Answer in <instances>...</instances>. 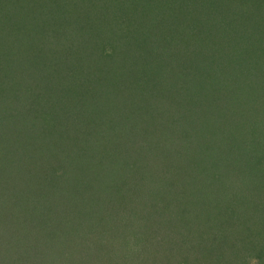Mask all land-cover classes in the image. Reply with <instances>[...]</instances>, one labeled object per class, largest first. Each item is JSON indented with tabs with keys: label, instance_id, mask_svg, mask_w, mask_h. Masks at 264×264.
<instances>
[{
	"label": "trees",
	"instance_id": "1",
	"mask_svg": "<svg viewBox=\"0 0 264 264\" xmlns=\"http://www.w3.org/2000/svg\"><path fill=\"white\" fill-rule=\"evenodd\" d=\"M242 1H244L246 5H250L253 1L256 7L261 2L259 0ZM102 2L103 4L93 11L100 17L110 13L109 16L113 21L111 23H113L114 26L112 27L111 23H108L103 27V20H97L101 21L98 22L100 27L94 28L93 31H90L89 29L83 30L84 26L81 25L77 28L78 40H76L77 38L75 37H70L71 40L64 37L65 40L70 42L69 44L67 41L61 40L63 37H60V34L54 33V38L51 31L48 32L43 30L44 26L49 25L45 10L42 11L43 7H41V10L38 13H33V16H30V18L19 15L13 16L12 21L8 20V27H13L15 30L11 31V34H9V36L6 35L5 38V31L3 32L2 30L4 27H2L0 28V37L5 39L3 42L8 46L12 45L17 34H19V38L24 44L33 41L34 39L37 41V38H43L45 40L42 39L44 41L43 43H46L43 46L37 45V48L40 51V56L36 55V57H40L38 62L29 60L30 52L32 53V50L27 51L26 58L23 57V60L20 59L24 63L23 65L31 68L28 72L29 76L31 74L34 78H41V75H44L43 77H48L47 73L49 72L44 69L46 66L42 69L38 66L42 58L46 61L51 56L54 57V55L59 53V51L55 49L56 46L59 48H64L65 46V48L78 50V53H75L77 59L76 61H73L72 64L65 60L64 57L61 58V54L57 56L56 60H54V62L56 61L57 63L56 67L60 70L62 68L60 63H66L68 66L73 65L75 69L78 70V73L81 74V72L83 73L85 62L90 66L93 65L94 68H96V63H93L95 58L91 52L89 53L83 45L82 49L80 45H76L79 40H82L81 42L87 45L86 43L94 41L101 32L102 36L108 35L110 41L118 39L121 47L124 45L128 48L134 47L139 50H144L146 47L152 46L148 44V41L146 40L147 30H151V32L156 31L152 34L153 37L155 34L162 35L159 30L156 28H149L146 24L153 22V24H155L157 22V14H164L163 11L165 9L170 10L171 7L169 6V1L160 4L159 0H102ZM127 2H130L131 7L127 6ZM180 4L183 9H177L174 7L173 10L177 9V12L183 13L187 18V21L189 20L194 23L197 22L195 26L193 23L190 24L191 26H185L182 29L184 34H186L188 38L189 31L193 29V26L196 27L197 25L200 31L198 33L194 32L195 34L190 35L192 38H189L188 40H190V42L197 41V45L199 44L200 48L203 47L207 53H204V56H199V60L196 62V59L194 58V47H190L188 42L181 44L183 47L178 46L182 49L179 54L182 60L186 61V58L188 59V56L190 55L189 59L191 62L190 60L189 62L192 63L193 67L191 77H183L184 79H182V81L180 80V84H177L178 88H176L175 91L169 89L171 86L168 88V84L170 82L173 83L174 81L167 77L166 69L168 65L171 67L169 59L172 56L166 52L158 54L159 59L157 58V60H154L152 64H148L144 61L142 63L143 65L141 64L143 66L142 69L140 62H138L140 60L138 59V65L136 64L137 66L135 65L134 69H132L133 71L135 70V67L137 68L135 70V75L125 74V77L131 80L128 86L123 82L119 75L120 71H116L115 67L111 70L107 69L106 73L110 72L109 76L114 79L118 77V81L120 80L119 78H121L119 82L120 85L124 84L123 87L126 89L138 90L141 99L138 102L139 106L134 102H131L129 107L126 103L129 108H126L125 111L117 113L118 110L115 108L109 110L105 108L104 111H100V114L96 112L97 114H93L86 118V122L81 120V125L84 122L86 125H89L90 127H87L91 129L89 137L86 136V143L81 140L84 132L81 134L82 132L78 130L59 129V125L56 126V124H62L63 122L75 125V116L72 112L65 111L63 113V111L57 109L59 112L58 115L54 117V120H49L48 117L45 118L43 116L44 112H42V109L38 108L40 111H37L32 110L31 107L29 112L34 113L35 115L34 117L27 119L29 118L30 113L24 115L15 110L17 107L10 106L0 117V119L2 118L4 121L2 124L7 128L9 127L10 130L7 134L8 129L5 130L0 128V136L2 133L5 134L0 137V145H12H6V148H1L3 149L2 156L9 154L11 151L10 155L15 152V154L12 155L13 158L19 159V155L28 151V157H30V153L34 151L33 146L30 144V139L50 142L49 147H46V149L51 148L50 158L43 159L41 156H38L41 159V162L38 164L43 163V168L39 173L34 172V174L38 179L37 183L41 182V180H44V182L46 180L48 181L49 174L56 175L60 181L57 184L48 182V185L43 186L37 185L36 183H30L22 187L21 185H18V190H22L21 192L28 197L32 192L38 190L39 193L34 195L35 198L30 196L32 197L30 200L37 206L38 211H36V214L33 216L28 212L27 216L30 218V223H32V221H38L42 226L53 231L51 233L52 239L46 241V243L53 242L63 223V226L67 228H70L69 224L75 225V230H72V233L69 234L66 233L67 231L64 232L67 236L71 235L70 246L64 247L63 249L60 248V250H57L56 252H53L56 250L53 245H49L48 249H44L46 252L45 254H57V259H60V264H109L110 262L107 258L100 256L97 257V254H101L97 251L99 250L101 241L105 242L104 244L106 248H109L110 244L114 247L121 246L123 254H113V257H117L116 259H112V263L114 264H131L133 258L130 259L128 254H153V252H156L150 249L152 243H149V240L146 244H141L142 249L137 246V239L131 237L129 235L130 232L128 231L130 227L132 229L131 234H134L136 231L135 225L126 222L125 217L122 219V215H116L114 211H111V209L106 206L107 197L110 195L113 196L112 200H116L117 202H120V204H126L130 201V205L133 208H136V212L138 213V218L136 219H139L138 224L140 226H138V233H140V235H137L138 238L148 237V233L155 228L154 226L159 227L168 225L170 222L174 223L175 218H179L180 223L182 224H194L195 221L201 223V221H203L201 214L202 208L200 209L198 204L200 199L202 202L205 201V203H212L214 207L216 205H221L219 207V211L222 212V214H220L222 216L221 220L226 219L228 225L233 226L235 223H240V221L244 225L248 219L247 216H243V214L249 211L248 207L251 205L250 201H253V192L249 189L241 191V186H238L237 184L234 186L233 183H229L227 177H224L219 172L212 176L213 181L210 186L207 185V182L205 186H202L203 182L201 179L204 178L200 176L197 177V174L195 173H198L199 171L202 173L203 169L200 166L201 161L203 160L205 164V161L214 159V155H219L217 159L215 158L217 160V165H219V163H225L224 158H227L230 166L233 165V157L237 158L238 156H241L238 152L239 150L237 153H234L233 156L229 155L227 152L226 154H223L224 151L218 146L219 143L214 145V138L220 140L230 138L229 134L227 135L226 132L224 133L226 128L222 129L219 126L223 122V125H225V123H228L229 125L232 123L237 126L239 124H247L256 135V138L254 139L257 144L250 143L253 145L252 147L259 146L261 148L257 147L259 150L256 151L250 150L248 146L245 151L246 153L244 154H256L253 156V159L248 155L247 159H244L243 157L241 168L244 165H252L254 167L253 175L256 176V184L255 187H252L251 189L263 191L264 193V185H262L264 183V138L257 140L262 133L264 134V30L262 33L258 30L259 27H264V9L263 14L259 15L254 11L255 9H249L247 12L240 0H201L199 4L201 10L197 13L194 10L189 11L191 7H185L186 4L182 0L180 1ZM105 8L107 9L105 10ZM123 9L124 11H121ZM125 9H130L128 15H124L128 18H125L122 15L125 12ZM49 10L50 8L48 11ZM222 12H224L225 18L219 19L217 16L222 14ZM53 15L59 17L58 14H52L51 16ZM197 15L199 18H197ZM236 16L238 18L243 17L241 19L242 21H239L238 19V24L236 22ZM31 18L32 20H29ZM80 18V13L74 14L73 12L71 21L76 23ZM119 19L123 22L121 20L119 21ZM159 19L165 20L166 26L170 25L172 22L170 15L167 17L163 16ZM94 20H96V18ZM244 21L247 23L240 26ZM158 22L156 26H159ZM137 23H139L138 27L143 28L142 32H138V38L136 35L131 36L133 33L131 27L135 26ZM1 24L0 21V25ZM62 25L63 24H60L59 27H62ZM89 26L90 25L87 23V28ZM186 27H188V29ZM90 28H92V26ZM124 31H126L125 34ZM122 34H124L123 37ZM48 36H52L54 40L47 42ZM127 38H137L135 41H141V45H136V42H134L135 45L130 44V46H128V44H126ZM96 40H98V38ZM254 46L255 48L252 51V55L249 57V48ZM50 48L53 49V51L50 52ZM149 50H153V48H150ZM165 54H167V56H164ZM102 55L103 52L101 53V56ZM256 57H261V60H255L254 58ZM104 64L108 65L109 63ZM147 65L149 66V69L146 68ZM32 66L36 69L34 68V70ZM90 66L85 69L91 68ZM123 66L126 67V65ZM25 70L26 69L18 74L19 77L15 72V80L22 79V74ZM144 72L148 75V81L150 83H146L143 80L142 83H144V85L137 84L139 87V89H137L136 84L134 83L135 81L133 80H135V77L136 79L137 77L145 79ZM97 73L100 74V71L98 70ZM170 73H172L171 70ZM61 89L66 88L62 87ZM103 90L106 92L105 89ZM189 90L194 91L188 95L186 93L187 96H183L185 91ZM227 90L232 93L230 94L231 97L229 96V101H233V103H229L230 107L228 109L225 107L224 102L221 101L227 99ZM107 91L110 90L107 88ZM223 91L226 92V94L223 95ZM65 93L66 92H64L63 95H65ZM103 93L104 92H100L99 94L98 92L97 95L101 96ZM29 98H31L30 101L33 105L34 102L41 105V107L44 104V97L39 96L38 93L35 96L32 87L31 97ZM103 104L104 103H102V105ZM46 107L49 108V104ZM99 107L101 108L102 106ZM50 108L53 107L50 106ZM9 110L11 112H16L11 114L10 112H7ZM127 110H136L138 113L131 126L126 127L122 124H118L116 121H113V123L110 124L108 123L107 120L110 115H113V119L115 120L122 116L126 118ZM228 117H231L234 121L227 120ZM213 118H217L218 120L214 121ZM135 124L142 125H137L134 129H131ZM109 125L114 126L109 127ZM36 126L38 129L35 128ZM109 129L115 130L117 134L116 142L113 143L112 146L113 148L108 147L103 149V146L96 147V144H103V140H101L102 138L108 142L105 134ZM130 134L132 136L140 135L142 137L132 138ZM28 140L30 141L28 142ZM111 152H113V156L109 157V160H104V158H107V155L111 154ZM198 155L201 157L198 158ZM35 157L36 158L32 160L20 161L17 164V167L20 168L24 162L33 165L34 162L36 163L37 161V156ZM5 158H7V156ZM75 161H79L82 165H85L87 171L81 174H75L74 180L71 181V177L74 174L72 175L70 172L74 169H79V167L73 165ZM183 161H186V164H188L185 170L186 172L189 170L194 171V174H192L193 178L185 181L184 184V173L181 176H177L175 172L170 173L172 170L171 167L174 163ZM35 166L36 165L33 167ZM165 171L168 173L162 175ZM0 172H2L1 168ZM41 176L43 179H41ZM175 176L178 178L177 181L180 180L178 186L176 185ZM194 178H196L197 182L194 181ZM228 178H230V176H228ZM44 182L42 181V184ZM144 185L145 187H149V192L146 194L143 192ZM44 186L46 187V190L43 189ZM173 186L175 189H173ZM260 186L263 187L260 188ZM208 189L216 192V194L211 192L212 198L208 195L210 192ZM176 191H178V194L167 204L164 199ZM235 191L239 194L240 192L243 193L237 198L236 196L238 194H236ZM155 192H157V196L153 197ZM230 193L234 194V197L232 198H234L235 201L230 198L233 195ZM16 196L22 198L18 193H15V198ZM254 196L256 202L253 206H264V194ZM112 200L109 202H112ZM172 203L174 204L170 205ZM13 204L14 201L11 202V205ZM192 205L196 206V211H198V213H196V215H198L194 222L189 220L190 218H188V215H185L187 207H192ZM20 207L21 211L25 210L28 207L27 202L23 200ZM164 214L167 217H163ZM219 217L220 216H214L215 220L212 219V223L218 222L217 224L221 225ZM109 219L110 221H107ZM14 223L16 222L14 221ZM248 223L249 222H247V224ZM208 226H212V224H209ZM236 227L237 226L235 225V228ZM77 228L80 229V231ZM145 229L148 233L144 234ZM225 230L226 229L224 228L222 231L217 230L214 234L212 233L213 237L209 242L214 241L215 238L219 239V237L225 236ZM157 231H159V229ZM191 233H193V231H191ZM262 233L264 234V231ZM209 235V232L201 231L198 234V237L193 238V240L199 238L201 242H205L208 241L207 239L209 238ZM154 236L156 237L157 235ZM105 237H109L110 244L106 241ZM80 239H82V242H84L83 239H89L87 241L89 246L82 245L81 248V245H79L77 249L75 244L79 242ZM189 239H191V236L187 240V243L190 244ZM131 240L132 242H136V248H134L135 250L133 249V251H126V247ZM115 243L117 245H114ZM236 245L237 247L239 246L238 244ZM262 249L264 248H261V250ZM60 254H69L67 256L68 260L63 262L61 258L58 257ZM78 254H88V256L86 257L85 255L82 257L81 255L78 257ZM90 254H94V256L89 257ZM165 256H167V254H165ZM141 260H135L137 261L136 264H153L151 259L146 258L145 260L144 258L142 261ZM54 263L59 264L58 260L56 262L54 261ZM54 263H50L48 256L42 261V263L38 264ZM134 263L133 260V264Z\"/></svg>",
	"mask_w": 264,
	"mask_h": 264
},
{
	"label": "rangeland",
	"instance_id": "2",
	"mask_svg": "<svg viewBox=\"0 0 264 264\" xmlns=\"http://www.w3.org/2000/svg\"><path fill=\"white\" fill-rule=\"evenodd\" d=\"M159 1H160L159 2L160 4L165 3V2L167 3L169 1L170 3L169 6L171 7H170V10L165 9L163 11L164 14H157L156 16L157 22L160 20L159 18H162L163 16L167 17L169 15L171 17L172 22L170 25L166 26L165 25L166 21L160 20L158 22L160 27L156 26L157 22L155 24H153L154 22L146 24L147 27L156 28L162 33V35L155 34L153 37L152 34L155 33L156 31L151 32V30H147L148 32L146 33V40L148 41V44L152 46L146 47L144 49L145 51L142 49L139 50L134 47L128 48L127 46H124V45L123 47H121L118 39H114L116 41L111 40L113 41L111 42L109 40V36L108 35L102 36L101 32L98 34V37L94 39V41L90 43H86L87 45L83 44L81 42L82 40L81 41L79 40V42H77L76 45H80L81 49L83 45L85 49L89 51V53L91 52L95 58V61H93V63H96V68H94L93 65L92 67L88 65L87 62H85L83 73L81 72V74L78 73V70H76L73 65L68 66V64L66 65V63H60V66L62 67L60 70L59 68L56 67L57 63L56 61L54 62V60H56V57L59 56L60 54H61L60 55L61 58L64 57L65 60L71 62L72 64V62L76 61L77 59L75 53H78L77 49L65 48V46L64 48L63 47L59 48L58 46H56L55 49L59 51V53L54 55V57L51 56L52 59L49 56L50 58H48L46 61L44 58H42L38 66L41 69L46 66L44 69L45 71L49 72L47 73L48 77L47 76L43 77L44 75H41V78H34V76H32L31 74L29 76L28 72L29 70H31V68L23 65L24 63L20 59L23 60V57L26 58L27 51L32 50V53L30 52L29 60L38 62L40 57H36V55L40 56L39 55L40 51L37 48V45L43 46L44 44H46V43H43L45 40L43 38H40V39L37 38V41L36 39L33 40L35 42L29 41L28 43L24 44L21 42L19 38V34H17V36L15 37V41L12 43L11 46L10 45L8 46V45H5L3 42L5 39H2L0 37V90H2L0 91V117L2 113H5L6 110L10 106L17 107L15 110L23 113L24 115L26 113H30L29 109L31 107H32V110H37V111L39 110L38 108H40L42 109V112H44L43 116L45 118L48 117L49 120H54V117L58 115L59 112L57 111V109L63 111V113L65 111L72 112V114L75 116L74 118L75 125H70L68 122H63L62 124L61 123L56 124V126L59 125V129L64 128L65 130H75V131L78 130L82 132L81 134H83L84 132V135L82 136L81 140L86 143L85 139L89 137L90 132H91V129L87 127L89 125H86L84 123L87 121L86 118H88L89 116H92L93 114H97V113L100 114V111L101 110L104 111L105 108L107 110L111 108L112 109L115 108L118 110L117 111L118 113L121 111H125L126 108H129L130 107L129 105H131V102H134L135 104L138 105V102L141 99V97H139L141 96L140 92L136 89H126L125 87H123L124 84L120 85L119 82L121 78L123 82H125V84H127L128 86L131 80L127 79V77H125V74H128V75L133 74L134 76L136 73L135 70L137 68L135 67V70L133 71L132 69H134V66L138 62H140V65L144 61L147 62L148 64H152L154 60H157V58L159 59L158 54L166 53V52L169 53L170 56H172L169 59L171 67H169L168 65L166 69L167 77H169L171 80L174 81L173 83L170 82L168 84V88L169 86H171V88L169 89H171V91H175L176 88H178L177 84L178 85L180 84V80L182 81V79L184 78L191 77L192 75L191 72H192V67H193L192 63H190L191 62V60L189 59L190 55L188 56V59L186 58V61L182 60V58L179 55L182 49H180L178 46L183 47V45L181 46V44H185L188 42L190 47L191 46L194 47L195 48L194 58L196 59V62L199 60V56H204V53H207V52H205L203 47L200 48L199 44L197 45L198 43L197 41L190 42V40H188L189 38H192V36L190 35L195 34L194 32L198 33L200 30H199V27H197V25L196 27H194L195 24H197V22L194 23L189 20L187 21V18L184 16L183 13L177 12V9H183V7L180 4L181 0H159ZM182 1L186 4L185 7H188V8L189 6L191 7L189 11L194 10L198 13L199 10H201V7L199 5L201 0H182ZM259 1L261 2L256 7L253 1L252 3H250V5L249 4L246 5L244 1L240 0L241 4L247 10V12L249 11V9L250 10L255 9L254 11H256L257 14L262 15L263 9H264V0H259ZM102 4H103L102 0H0V21L2 23L0 25V28L4 27L2 28V30L3 32L5 31V38H6V35L9 36V34H11V31L15 30V28L13 27H8L9 25L8 20L12 21L13 16L15 15L30 18V16H33V13H38L41 10V7H43L42 11L45 10V14H46V17H48V22H49L48 23L49 25L44 26L43 30L48 31V32L51 31L53 37H54V33L60 34L61 35L60 37H63L61 40H65L64 37L68 38V40H71L70 37H73V38L75 37L77 38L76 40H78L77 28L80 27L81 25L84 26L83 30L89 29L90 31H93L94 28L100 27L98 22H101V21H97V20H103L102 21L103 27L104 25H107L108 23L113 22L112 18H110L109 16L110 13L106 14L103 17L102 16L100 17L99 15L95 14L94 11L97 8H99ZM126 4L127 6L131 7L130 2H127ZM174 7H176L177 9L173 10ZM49 8L50 10L48 11ZM106 9L107 8H105V10ZM100 11L105 13L102 10ZM121 11H124V9ZM73 12L74 14L76 13L81 14V18L78 21H76L78 25L75 22L71 21ZM129 12H130V9H125V12L122 15L123 16L125 14L128 15ZM52 14H58L59 17H56L57 15L51 16ZM124 17L128 18L127 16H124ZM217 17L219 19H224L225 18L224 12H222V14H219ZM95 18L96 20H94ZM197 18H199L198 15H197ZM236 18H237L236 22L238 24V19L239 21H242L241 19L243 17L238 18L236 16ZM29 20H32V18ZM120 20L121 19H119V21ZM87 23L90 25L88 28H87ZM191 23H193L194 26L192 27L193 29L189 31L190 32L188 35L189 37L187 38V35L184 34L182 29L185 26H191L190 25ZM246 23L247 22L244 21L241 23L240 26H243ZM60 24H63L62 27L61 26L59 27ZM138 24L139 23H137L133 27L130 26L131 31L133 32L131 36L136 35L137 38H138V34L142 32V29H143L141 27H138ZM91 26L92 28H90ZM111 26L113 27L114 24L111 23ZM186 28L188 29V27ZM258 30H260L261 31L260 33H262V31L264 30V27H259ZM125 33L126 31H124V34ZM124 34H122V37ZM97 38L98 40H96ZM137 38H127L126 44H128V46H130V44L135 45L134 42H136L135 40H137ZM51 40H54L52 36H48L47 42H50ZM67 43L69 44L70 42L67 41ZM136 45H141V41L136 42ZM150 48L151 49L153 48V50H149ZM254 48L255 46L249 48L250 50L248 54L249 57L252 55V51ZM46 49H47V46H46ZM51 51H53V49L50 48V52ZM102 52L104 56L103 55L101 56ZM164 56H167V54H165ZM138 59L140 61L137 62ZM254 59L261 60V57H256ZM104 63H109V64L107 65ZM123 65H126V67ZM142 65H141V69L143 67ZM88 66H90L91 68L85 69ZM32 67L33 69L35 68L34 66ZM114 67L116 68V71H120L119 75L121 76V78H119L120 79L119 81L117 80L118 77L114 79L113 77L109 76L110 72L106 73L107 69L111 70ZM146 68L149 69V66L147 65ZM24 69L26 70L22 74V79L15 80L14 73L16 72V74L18 75ZM98 70L100 71V74L97 73ZM170 70L172 71V73H170ZM165 74L164 76L166 77ZM143 80L146 83H150L148 81V75L146 73H145V79L144 78L142 79L141 77L140 78L137 77L136 79L135 77V80L133 81H135L134 83L136 84L137 89H139L137 84L144 85V83H142ZM31 87H32V91L35 93V96L38 93L39 96L44 97L43 102L45 105L42 103L43 104L42 107L38 103L34 102V105L33 103H31L30 101L31 98H29L31 97ZM62 87L66 89H61ZM107 88L110 91H107ZM103 89H105L106 92L108 93H106ZM193 91L194 90L185 91V94L183 96H187ZM64 92H66L65 95H63ZM98 92L99 94L100 92L101 93L104 92V93L101 96H98L97 95ZM222 93L223 95L226 94V92L224 91ZM227 94H228L226 95L227 99H223L221 101L224 102L225 107L228 109L230 107L229 103H233V101L231 100L229 101L230 99L229 96L232 93L227 90ZM52 102L56 104L57 106L54 105ZM102 103L104 104L102 105ZM126 103L128 104L129 107L127 106ZM46 104L47 105L49 104V108L46 107L47 106ZM98 105L102 107L100 108ZM50 106L53 108H50ZM16 111L11 112L9 110L7 112H10L12 114ZM158 111L161 112L160 110ZM136 114H138L136 110L128 111L126 113V118L122 116L117 120L113 119L114 118L113 115L112 116L110 115L107 121L109 124L113 123V121H116L118 124H122L126 127H129L135 121L137 117ZM34 115H35L34 113H30L29 118L27 119L34 117ZM81 120L84 121V122L82 121L83 126L81 125V122H80ZM213 120L216 121L218 119L213 118ZM227 120L234 121V119H232L231 117H228ZM3 122L4 121L1 118L0 128H3L5 130L8 129L7 130V134H8L10 132L9 127L7 128L4 124H2ZM223 123L220 124L219 126L222 129L226 128V130H224V133L226 132L227 135L229 134L230 138L229 139L225 138L223 140L214 138L213 139L214 145H217L219 143L218 146H220L223 149L224 151L223 154H226L227 152L229 155L233 156V154L237 153V151L239 150L238 152L239 154H241V156L240 157L238 156L237 158L233 157L232 158L233 165L230 166L227 158H224L225 163H219V165H217L216 159L219 157V155H214L216 159L214 158L210 161H205V164L203 160L201 161L200 166L203 169L202 173H200V171L198 173L197 172L195 173L197 174V177L200 176L204 178V179H201L203 182L202 186H205L206 182H207V185L210 186L213 181L212 176L219 172L224 177H227L229 183H233L234 186L236 184L238 186H241L242 188L241 191L249 189L251 192H253L252 193L253 201L252 200L250 201L251 205H249L248 207L249 211L243 214V216H247V219H248L247 222L249 223L247 224L246 222L243 225V223H241L240 221V223H235V225L237 226L236 228H235V225L233 226L228 225L226 219L221 220L222 216L220 214H222V212L219 211L220 209L219 207L221 205H216L214 207L212 203L210 202L205 203V201L202 202L200 199L198 204H199V208L200 209L202 208L201 214H202L203 221H201V223L196 222V221L194 222L195 218L198 215V214L196 215L198 211H196V206L192 205V207L191 206L187 207L185 215H188V218H190L189 220L194 222L195 225L192 223L182 224L180 223L179 218H175L174 223L170 222L171 224L168 223V225L159 226V227L154 226L155 228L152 229V231H150L149 233L145 229L144 234L148 233L149 236L148 237L146 236L144 238H138L137 235H140V233H138L139 219H136L138 218V213L136 212L137 211L136 208H133L130 205L131 203L130 201L127 202L126 204L124 203L120 204V202H117L116 200H112L113 196L110 195L109 197H107L106 206L109 207L111 211H114L116 215L118 216L122 215L121 217L122 219H124L125 217L126 222H130L135 225L136 231L134 234H131L132 229L130 227L128 231L130 232L129 235L131 237L137 239L138 241L137 246L142 249L141 244L144 245L149 240V243H152V245H150V249L152 251H156V252H153V254L151 253L149 254H137V253L128 254L130 259L133 258L135 262L134 264H136L137 261H140L141 259L143 260L144 258L145 260L146 258L151 259L153 264H178V263H181V264H264V249L261 250V248H264V234L262 233L264 231V206H257V207L253 206L254 203L256 202V200H254L255 198L254 195H263L264 193L263 191L251 189L252 187H255V184H256L255 182L256 176L253 175L254 167L252 165L250 166L244 165L241 168V163H243V157L244 159H247V155H248L251 159H253V156H255L256 154V153H249L245 155L244 153H246L245 151L247 147L249 146L248 148L250 150H256V151L259 150L257 148L259 146L252 147L253 145H251V143H256V140L254 139L256 138V135L252 132V130L248 127L247 124H244V125L239 124L237 126L229 122L232 125L231 126L228 123H225V125H223ZM137 125H142V124H135L132 126L131 129H134ZM111 126H114V125H111ZM111 126L109 125V127ZM12 127H16V126H12ZM35 128L38 129L37 126ZM4 135L5 134L2 133L0 137ZM116 135L117 134L115 130L109 129V131L105 134V137L107 138L108 142L104 138H102L101 140H103V144L101 143H99L98 145L96 144V147L103 146V149L108 148V147L113 148L112 147L113 143L116 142ZM131 137L140 138L142 136L140 135L132 136L131 135ZM262 138H264L263 133L257 140H260ZM23 139L25 140L24 137ZM30 140H31L30 144L33 146L34 151L30 153V157H28L29 156L28 151H25L24 154L19 155L18 157L19 159L13 158L12 155H14L15 152H13L12 155H10L11 151L9 154L2 156L3 149L1 148H6V145L7 146H12V145L11 144H6L4 146L0 145V166H1L0 168L2 170V172H0V179H2L0 180V264H38V263H42V261L46 259L48 256H49L50 263H54V261L56 262L57 260L59 263L60 259L59 258L57 259V254H45L46 252L44 249H48L49 245L50 246L53 245L54 249H56L53 252H56L57 250H60V248L63 249L64 247L70 246L71 245V241H70L71 235L67 236L66 233L70 234L72 233V230H75V225L69 224L70 228H67L63 226L64 224L63 223L60 226V231L56 234V237L53 240V242L46 243V241H49L52 239L51 233L53 231H50L51 229L46 228L45 226H42L41 223L38 221L37 222L32 221V223L29 222L30 218L27 216L28 215L27 213L29 212L30 215L33 216L36 214V211H38L37 206L33 204L30 198L31 199L32 197L35 198L34 195L38 194L39 192L38 190H35L30 195L32 197L30 196L28 197V196H25L21 192L22 190H18L19 189L18 185H21L22 187L30 183H36L37 185L43 186V185H48V182L52 184H57L60 181V179L56 175L49 174L48 181L46 180L44 182V180H41V182L37 183L38 179L37 177H35L34 172L39 173V171L43 168V163L38 164L41 162V159L38 156H41L43 159L50 158L51 148L46 149V147H49V144H50V142L48 141L42 142L40 140L41 141L40 142L39 140H33V139H30ZM30 140H28V142ZM137 142H140V141H137ZM6 156L7 158H5ZM35 156H37V159H36L37 161L36 163L34 162L33 165H31V163L24 162L20 168L17 167V164L20 161H25L29 159L32 160L36 158ZM107 156L108 157L104 158V160L105 159L109 160V157L113 156V152H111V154H108ZM200 157L201 156H199L198 158ZM34 165L36 166L33 167ZM73 165L75 167H79V169H74L73 171L70 172L72 175L74 174L71 177V181L74 180L75 174H81L87 171V167L85 165H82L81 162L79 161H75ZM187 166L188 164H186V161H183V162H176L171 167L172 170L170 173L175 172L177 176H181L183 173L185 174L183 184L185 181H188L190 180V178H193L192 174H194V171L192 170H189L187 172L185 171ZM204 166H205V170H204ZM166 171L165 173H162V175H165L166 173H168ZM177 176H175V180H176V185L178 186L180 184V180L177 181L178 179ZM228 176H230V178H228ZM41 179H43L42 176H41ZM42 181L44 182L43 184H42ZM194 181L197 182L196 178H194ZM262 185H264V183ZM261 187L263 186H260V188ZM45 188L46 187L44 186L43 189L46 190ZM148 188L149 187H145L144 185L143 192L145 194L149 192ZM173 189H175L174 186H173ZM208 191H210V189H208ZM211 192L213 194H216V192L210 191L208 193V195L212 198ZM15 193H18L20 196H22V198H18L17 196L15 198ZM241 193L243 192H240V194ZM156 194L157 192H155L154 196L152 194V196L155 197L157 196ZM177 194H178V191L172 193L170 196L166 197L164 200H166V203L168 204L172 201L173 197ZM230 194H233V193H230ZM236 194H238L236 196L238 198L240 194L238 192H236ZM232 197H234V194L230 198ZM230 198H227V199H230ZM232 199L235 201L234 198ZM23 200L27 202L28 207L25 210L21 211L20 206ZM110 200H112V202H109ZM12 201H14L13 205H11ZM173 204L174 203L170 205H173ZM214 216H220L219 221L221 222V225H218L217 224L218 222L212 223V219H214ZM163 217H167V216L164 214ZM14 221L16 223H14ZM107 221H110V219ZM209 224H212V226H208ZM224 228L226 229L225 236H221L219 237V239L215 238V240L213 238L214 241L209 242L210 239L213 237L212 235L215 232H217V230L222 231L224 230ZM158 229L159 231H157ZM78 230L80 231V229ZM65 231L67 232L64 234ZM191 231H193V233H191ZM201 231L209 232L210 235H209V238L207 239L208 241L201 242L199 238H197L196 240H193V238L198 237V234ZM154 235H157V236L155 237ZM190 236H191V239H189L190 240V244H189L187 243V240ZM160 238H161V242H160ZM105 239L106 241L109 242V237H105ZM88 240L89 239H83L84 242H82V239H80L79 242L75 244V246L77 247V249L79 245H81V248H82V245L89 246L87 242ZM104 243L105 242L101 241L99 250H97L101 254H97V257L98 256L105 257L110 262L109 264H114L112 263L113 262L112 259H116L117 257L116 256L113 257V254H123V251L121 250V246L119 245L117 247H114L109 242L110 247L106 248ZM116 243L114 245H117ZM236 244H238L239 246L237 247ZM134 248H136V242H132V240L129 241V245H127L126 251L127 250L133 251ZM165 254H167V256H165ZM68 255L69 254H66V255L60 254L58 257H60L63 262H66L68 260L67 259ZM81 255L82 257H84L85 255L86 257L88 256V254H78L77 256L80 257ZM91 256H94V254H90L89 257ZM120 258H124V257H120ZM133 260H131L132 262L131 264H133ZM61 264H65V263H61Z\"/></svg>",
	"mask_w": 264,
	"mask_h": 264
}]
</instances>
